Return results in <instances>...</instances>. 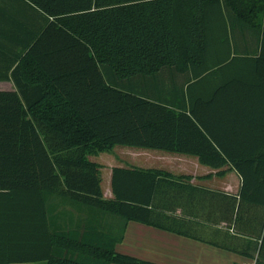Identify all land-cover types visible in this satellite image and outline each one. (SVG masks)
Here are the masks:
<instances>
[{
    "label": "trees",
    "instance_id": "16d2710c",
    "mask_svg": "<svg viewBox=\"0 0 264 264\" xmlns=\"http://www.w3.org/2000/svg\"><path fill=\"white\" fill-rule=\"evenodd\" d=\"M20 2L43 23L19 42L17 90L0 91V264H156L115 249L128 221L264 264V141L257 138L264 124L251 110L239 122L220 119L229 85L244 86L249 100L252 76L264 71V0ZM237 34L256 37L259 55L247 52L252 39L239 55ZM238 58L246 78L221 85L220 72ZM163 72L176 97L171 87L149 89ZM137 78L144 89L126 85ZM115 145L228 166L241 180L239 191L115 166L106 198L99 166L87 155ZM109 218L119 231L108 228ZM204 225L213 226L206 240L193 232Z\"/></svg>",
    "mask_w": 264,
    "mask_h": 264
},
{
    "label": "crops",
    "instance_id": "0c3cea01",
    "mask_svg": "<svg viewBox=\"0 0 264 264\" xmlns=\"http://www.w3.org/2000/svg\"><path fill=\"white\" fill-rule=\"evenodd\" d=\"M20 1L21 0H0V91L17 90V83L13 76V70L19 63L21 56H18L24 52L19 42L29 38V30L31 31V28L34 29L35 24L43 23V18H39L37 13L33 11L29 5L23 2L21 3ZM24 23L26 27L23 28L22 24ZM246 39H252L251 42L248 43L250 50L247 52L250 56H258L260 50L259 41L256 37L248 34H237L236 40L239 46L237 53L239 55H245ZM240 61L242 60H235L234 64L229 69L220 72L219 83L221 85L232 82L233 78L241 81L246 78L245 71L240 68L242 66L244 67V63L242 62L241 64ZM259 70H263L261 65L259 66ZM175 78L178 82L180 77L175 76ZM252 81L255 84V88L252 89V97L249 100H245V94L243 95V89H245V87L241 84L236 85V83H232L229 85L228 90L223 92L220 100V119L223 122H231L233 120L239 122L243 119L245 112L251 110L252 117L260 124H264V71H259L257 76H252ZM25 85L29 89L32 88L30 83H25ZM126 85H133V87L135 85L138 90L146 87L143 80H139V82L135 84L130 81L127 82ZM169 87L173 89L172 96L176 97L174 81L172 83L167 80L166 84L157 87L149 84V89L156 88L157 94H160L158 91L159 89L164 90ZM244 134L247 136L246 133ZM257 135V138L260 139L259 142H263L264 130H260ZM230 137V135H227V139ZM133 153L136 154L133 158H138L143 165H111L106 174L104 186L101 180L104 197H112L111 171L115 166L161 169L170 172L174 176H190V183L194 185L218 190L229 195H237L239 191L241 180L236 172L228 169V166L214 169L200 164L196 156L155 149ZM155 158L159 160L157 161L158 163L151 164L153 162L152 160ZM90 161L95 163L98 162L91 159ZM151 165L157 167H151ZM196 165L198 167H200L199 165H203L204 167L202 169H204L205 172L200 174L193 173L192 167L194 168ZM100 169L102 168L100 167ZM81 213L73 211L72 215L77 217L82 215ZM176 215H181L180 211H177ZM183 217L189 220L187 219L188 216ZM116 221L117 219L115 218H109L107 225L110 230L117 232L119 231L117 225H111V223H115ZM217 226L221 231L225 230V225L223 223ZM122 231V239L115 244V249L118 252L156 264H254L253 259L216 247L200 239L173 233L152 225L128 221L124 225ZM196 231L200 233L198 238L202 237L206 240L212 237L213 226L204 225V227L195 228L193 232Z\"/></svg>",
    "mask_w": 264,
    "mask_h": 264
},
{
    "label": "rangeland",
    "instance_id": "374dc122",
    "mask_svg": "<svg viewBox=\"0 0 264 264\" xmlns=\"http://www.w3.org/2000/svg\"><path fill=\"white\" fill-rule=\"evenodd\" d=\"M139 82V79H136ZM169 81L168 76L166 74V72H163L158 78H157V82L158 85L157 86H161L166 84V81ZM150 151L151 149H146V148H137V147H131V146H126V145H115L114 147H112L111 149L96 153V154H88L87 155V159L88 160H96L99 162H97L99 169L100 167L102 169H100V177L102 180V184L103 186L105 185V180H106V174L110 169L111 165H132V164H136V165H143L141 164V161L138 158H133V156H135L136 154H134L133 152H144V151ZM153 162L151 164H155L158 163L156 158L154 160H152ZM146 165V164H145ZM200 167H198L197 165L193 168L192 167V172L193 173H204L205 170L202 169L204 166L203 165H199ZM146 167H150V166H146ZM151 167H157V166H152ZM207 168V167H206Z\"/></svg>",
    "mask_w": 264,
    "mask_h": 264
}]
</instances>
